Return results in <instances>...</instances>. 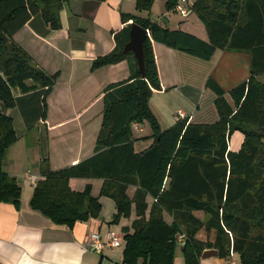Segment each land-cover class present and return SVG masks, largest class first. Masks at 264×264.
<instances>
[{"label":"trees","instance_id":"trees-1","mask_svg":"<svg viewBox=\"0 0 264 264\" xmlns=\"http://www.w3.org/2000/svg\"><path fill=\"white\" fill-rule=\"evenodd\" d=\"M62 1L0 0V205L18 207L22 194L18 180L4 168L9 149L18 140L7 114L16 104L13 91L29 94L42 88L46 98L59 77L37 66L13 37L38 11L57 29ZM177 1L169 0L168 9ZM153 3L137 0V10L149 11ZM193 12L205 25L208 41L161 22L122 14L125 26L114 35L115 48L96 58L92 68L128 60L131 77L105 90L94 154L59 171H52L45 159L30 206L69 228L97 219L102 205L92 195V186L74 191L70 180L101 179L100 196L116 204L112 223L130 218L135 210V220L123 229V264H175L180 237L186 264H200L202 252L209 248L219 250L221 258L237 253L240 264H264V83L258 80L264 74V0H196ZM129 22L149 32L144 42L145 79L134 55L123 53ZM153 42L203 60H210L217 49L245 51L251 58L250 77L229 92L233 105L217 83L207 81L218 96V122L193 124L183 118L162 130L149 107L153 92L161 89ZM144 123L152 129L153 142L138 153L133 125ZM236 131L245 140L232 151L229 143ZM130 187L135 188L133 197L128 195ZM202 230L214 233V241L199 240Z\"/></svg>","mask_w":264,"mask_h":264},{"label":"crops","instance_id":"crops-1","mask_svg":"<svg viewBox=\"0 0 264 264\" xmlns=\"http://www.w3.org/2000/svg\"><path fill=\"white\" fill-rule=\"evenodd\" d=\"M169 0H154L149 11H138L137 0H63L59 11V27L54 29L42 13H34L14 35L37 66L48 74H59L57 82L45 98V89L28 93L14 90L16 104L7 111L13 119L18 140L5 160V171L18 180L22 188L20 205H0V264H123L124 248H106L97 252L88 247L92 233L105 237L114 232L124 238L123 229L135 220L130 218L112 223L117 213L114 199L101 197V179L73 178L70 187L82 192L92 186V195L99 197L102 210L99 218L78 222L73 228L54 224L33 210L30 201L36 184L25 177L28 173L43 177L42 164L48 160L52 171H59L94 154L104 115L105 90L109 85L131 77L128 60L93 69V61L115 48V34L125 26L122 14L134 15L160 23L155 9L164 15L176 13L168 9ZM195 15L196 20H189ZM164 17H162L163 19ZM182 30L208 41V32L193 12L171 28ZM132 22H129L130 24ZM161 89L155 90L149 107L162 130L177 122V114L193 124H214L219 121L217 94L207 81L212 79L225 92L233 105L230 91L250 77V55L245 51L217 49L210 60H203L153 42ZM264 83V74L258 77ZM135 151L142 152L152 145V129L148 123L134 124ZM244 135L236 131L230 138V149L238 151ZM135 188L128 189L133 197ZM148 203L152 199L148 198ZM196 215L200 217L201 213ZM168 221L171 218L166 217ZM214 233L206 240L213 242ZM180 247L183 238H179ZM182 248V247H181ZM179 250V249H178ZM177 250V251H178ZM181 253V254H180ZM234 260L239 256L234 253ZM231 257L201 259L200 264H231ZM175 264H186L177 252Z\"/></svg>","mask_w":264,"mask_h":264},{"label":"built area","instance_id":"built-area-1","mask_svg":"<svg viewBox=\"0 0 264 264\" xmlns=\"http://www.w3.org/2000/svg\"><path fill=\"white\" fill-rule=\"evenodd\" d=\"M196 0H178L174 11L179 14L182 18H187L193 13V6L195 4ZM184 114L180 112L177 114V120L183 119ZM25 177L32 181V183L37 184L39 177L26 174ZM125 241L122 235L111 232L108 233L105 237H102L99 233L95 232L92 233L90 236V240L88 241V247L92 250H95L97 252H102L106 248H121L124 247ZM234 252L231 251L230 257H231V264H238L237 260L233 259Z\"/></svg>","mask_w":264,"mask_h":264},{"label":"water","instance_id":"water-1","mask_svg":"<svg viewBox=\"0 0 264 264\" xmlns=\"http://www.w3.org/2000/svg\"><path fill=\"white\" fill-rule=\"evenodd\" d=\"M161 22H164L165 25H168V21L163 18ZM149 37V32L144 27L136 24V23H130V32H129V40L125 44L123 53L124 54H133L136 63L138 66V69L141 73V77L145 79L146 73H145V54H144V42ZM220 257L219 250L215 248H209L205 249L201 254V259H209L210 258H218Z\"/></svg>","mask_w":264,"mask_h":264},{"label":"rangeland","instance_id":"rangeland-1","mask_svg":"<svg viewBox=\"0 0 264 264\" xmlns=\"http://www.w3.org/2000/svg\"><path fill=\"white\" fill-rule=\"evenodd\" d=\"M154 17L156 18L157 21H161L162 20V17L164 18H169L172 22H171V28H174L175 27V24L178 22V21H183L184 18H182L179 14L177 13H171V14H167V15H164V14H161L159 13L156 9L154 11ZM195 15L192 17V19L190 18L189 20H196L195 19ZM0 108H1V105H0ZM200 212H197V214H199ZM202 214V213H201ZM201 218H205L204 214H202V216L200 215ZM208 233L205 231V230H202L197 238L199 240H202V241H207V237H208ZM179 249V250H178ZM178 250V251H177ZM177 250H176V255H177V252H181L182 248L180 246L177 247ZM181 254V253H180ZM182 254H183V251H182ZM175 260H176V257H175Z\"/></svg>","mask_w":264,"mask_h":264}]
</instances>
